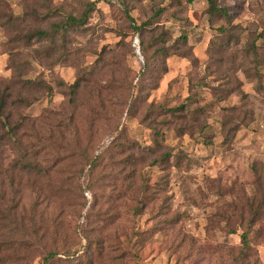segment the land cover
I'll return each instance as SVG.
<instances>
[{
  "label": "rangeland",
  "instance_id": "obj_1",
  "mask_svg": "<svg viewBox=\"0 0 264 264\" xmlns=\"http://www.w3.org/2000/svg\"><path fill=\"white\" fill-rule=\"evenodd\" d=\"M91 1L0 0L1 91L30 101L8 109L18 150L0 146V264H264V0H214L229 21L209 17L208 0L99 1L55 66L37 58L42 45L10 43L7 16L45 29L46 7L59 21ZM17 54L21 79L50 94L9 84ZM130 86L137 103L127 112L114 103ZM184 102L188 112L158 115ZM148 126L162 132L159 147ZM130 142L151 148L149 158L171 154L138 163L132 198L116 177Z\"/></svg>",
  "mask_w": 264,
  "mask_h": 264
},
{
  "label": "trees",
  "instance_id": "obj_2",
  "mask_svg": "<svg viewBox=\"0 0 264 264\" xmlns=\"http://www.w3.org/2000/svg\"><path fill=\"white\" fill-rule=\"evenodd\" d=\"M99 1L104 2L106 0H95V1L87 2L83 5V9L78 15L75 16L72 14H68L67 16L62 17V19H60L59 21H56L55 19L58 17L56 13L57 11L50 10L48 7H46L48 13L47 19L50 17L53 20L50 22V24H48L49 26L45 29H30L28 28L29 26L26 29L20 28L21 24L26 23L25 18H23V20L22 19L16 20L11 16H7L8 19L5 22V26H7V28L13 33L14 36L10 39V43H12L13 45L22 46L24 47V49L27 50L30 49L34 44L38 46L42 45L43 49L41 53L37 55V58L41 56L44 61H46V59L49 60L51 63L50 66L61 64L65 62L68 57L67 48L65 49L66 45H68L69 43V41L67 40L68 39L67 36L70 35V33H76L81 31V29L87 24V21L90 18V16L96 11V5ZM207 3H208L207 14L209 17H216L220 19H225L227 21L230 20V16L227 8L219 7L214 0H208ZM159 14L160 11H158L155 15L158 16ZM125 16L130 23L134 24L133 23L134 21L131 18V16H129V13H125ZM27 17L35 18L36 14L35 12H32L29 13V16ZM144 26L145 25H143L142 27L134 26L133 30L135 32H140ZM184 41L185 38H183L182 42ZM162 52L165 54V51H161L160 53ZM50 55H54L56 57L53 58L52 62L50 60ZM20 56H21L20 54L11 55V59H12L11 70L13 71V77L9 84L11 86H14V88L21 85L20 89L25 91H30L31 88H38L39 90H41L42 88V90H47L48 93L50 94L52 92V88L45 85L44 82L42 81L36 82L30 79H26V80L21 79L20 76L22 75V71L25 70V64L21 63V61H14L15 57L18 59L20 58ZM1 86L2 83H0V131L2 132L0 134V146L4 145L3 144L4 141L13 142L12 143V146L14 147L13 151L16 152L19 146H16L18 143L15 137L17 136V133L20 130L19 129L20 125L19 123H17V121L10 120L12 118V113H8L9 112L8 109H10L11 107L14 108V110H17L21 105H24L25 103L30 104V101L28 100V98L26 99L22 98V94L20 93L14 94L8 87H5L4 90L1 91ZM80 87L81 86L78 84V81L67 87L70 96V99L68 101L69 105L75 106V96L78 90L80 89ZM132 89H133L132 86L128 88H124L125 91H128V93H126L125 96L126 99L124 100L117 99L114 105L119 106L123 110L125 109L127 112L130 111L131 108H135V103H137L136 101L137 96H135L134 98L133 94L131 93ZM113 90L120 91L121 88H114ZM101 91H103L102 88ZM12 96H14V99L16 100H12ZM120 96L122 97L123 95L120 94ZM185 102L177 108L168 109L166 111L157 110L160 111L158 115L161 116L168 115L169 117H173V118L178 117L179 113H184V112L186 113V111L188 112L189 105L185 104ZM70 124L71 127L75 130V128L77 127V121L75 120V122H72ZM148 128L153 132L154 144L157 147H159L158 140L163 136L162 132L156 130L153 126H148ZM34 138L36 139V146L40 148L41 145L39 140L41 139L40 138L37 139L35 136ZM126 149L133 150V152L131 154H128L127 156H125L116 163V165L121 166L119 172L116 173L117 175L116 177L117 180L123 181L121 182L122 186H120V188L122 190H126L130 192L132 198V191L134 188L133 180L134 178H136L135 175L137 173L136 168L139 165L145 164L146 160H150V162L147 164L148 167L156 166L161 161H168L171 154L166 152L161 156H159V158H149V155L154 154L152 153L153 151L151 150V148H149L148 150L141 149V147H139L136 143H131V142L129 143V146H126ZM118 153L121 152H117V154ZM27 155L28 153L25 152L22 158L27 159ZM103 159H106V157L102 156V157L93 158L92 167H95V165L98 164V162ZM28 163L29 162L27 161L20 162V164H22L25 167L32 166L33 167L32 171L35 170L37 174L41 173V169L37 165L35 164L31 165ZM138 163L140 164L138 165ZM147 193H149V189L146 186L145 179L143 178L140 190H138V194L142 196L141 199H144V196ZM140 204L141 206H143L145 203L141 202ZM135 211H136V215H139V208H136ZM249 227L250 224L246 225V230L240 236V244L243 250H249L250 247L248 241ZM231 233L233 234L234 232ZM57 255H58L57 253L51 252L47 255V259L48 260L53 259Z\"/></svg>",
  "mask_w": 264,
  "mask_h": 264
}]
</instances>
